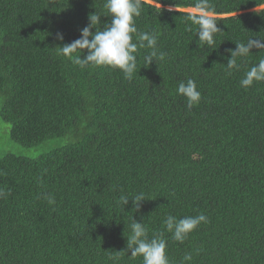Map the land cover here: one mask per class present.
Wrapping results in <instances>:
<instances>
[{
	"label": "trees",
	"instance_id": "1",
	"mask_svg": "<svg viewBox=\"0 0 264 264\" xmlns=\"http://www.w3.org/2000/svg\"><path fill=\"white\" fill-rule=\"evenodd\" d=\"M104 3L0 0V124L24 150L52 145L0 154V264H143L125 254L133 218L163 234L170 264H264V81L240 85L264 49L226 68L235 43L264 39V0H210L212 46L185 19L195 0H141L138 32L166 55L145 67L151 49L138 48L132 80L59 54L90 13L111 22ZM188 79L201 93L191 109L176 91ZM141 192L138 211L117 203ZM200 213L208 223L183 243L163 227Z\"/></svg>",
	"mask_w": 264,
	"mask_h": 264
},
{
	"label": "clouds",
	"instance_id": "2",
	"mask_svg": "<svg viewBox=\"0 0 264 264\" xmlns=\"http://www.w3.org/2000/svg\"><path fill=\"white\" fill-rule=\"evenodd\" d=\"M103 8L106 9V16L111 18V22H105L102 28H98L96 26L101 23V16L96 12L90 13L89 24L80 30L79 38L59 47L60 55L71 60L81 70L89 66L119 69L127 80H132L136 71L138 48L151 49L144 56L145 67L150 66L155 59L163 60L165 58L166 54L157 49L155 34L138 32L135 18L141 15L143 9L141 0H105ZM187 11L189 13L185 19L198 26L195 32L198 41L212 46L215 43L214 35L222 32L217 26L214 5L210 3V0H195L194 5ZM93 28L95 32L92 31ZM134 34L137 37V42H133ZM56 38L63 41V33H56ZM235 44L234 50H227L230 54L226 65L229 74L233 69H239L237 58L248 57L254 48L264 49V39L249 38L246 43L237 42ZM261 81H264V58L259 59L258 63L245 72L244 77L240 80V85L247 89L254 82ZM176 91L177 94L186 98L189 109L201 100V93L197 90L196 83L192 79H188L186 83L181 82ZM5 195L6 193L0 190V197ZM130 198L133 209L138 211L141 202L145 201V194L141 192L131 197L121 195L117 203L126 206ZM43 199L49 205L55 204V197L50 193L43 194ZM201 223H208V218L203 213L180 219L168 215L163 220V227L166 232L171 233V238L174 241L183 243ZM130 230L131 234L127 238V252L132 258L142 257L143 264H170L166 255L167 241L162 233H157L149 238L148 229L134 218ZM192 259V254L186 253L181 264H187Z\"/></svg>",
	"mask_w": 264,
	"mask_h": 264
},
{
	"label": "rangeland",
	"instance_id": "3",
	"mask_svg": "<svg viewBox=\"0 0 264 264\" xmlns=\"http://www.w3.org/2000/svg\"><path fill=\"white\" fill-rule=\"evenodd\" d=\"M264 8V7H262ZM262 8H257L255 9V11L261 10ZM9 127V126H8ZM7 126L0 124V136H1V140H0V154H5V153H13V154H17V155H23L26 157H30V158H36L41 154H44V152H46V148L45 147H51V144H48L47 146H38L36 148L33 149H22L18 144L10 142L8 140V133H7ZM9 132V130H8ZM125 254H128V252H125Z\"/></svg>",
	"mask_w": 264,
	"mask_h": 264
}]
</instances>
